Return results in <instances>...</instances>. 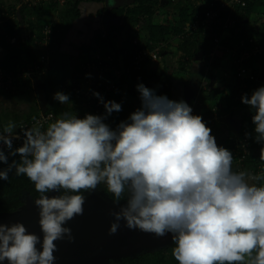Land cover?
Returning a JSON list of instances; mask_svg holds the SVG:
<instances>
[{
  "label": "clouds",
  "instance_id": "9594fccd",
  "mask_svg": "<svg viewBox=\"0 0 264 264\" xmlns=\"http://www.w3.org/2000/svg\"><path fill=\"white\" fill-rule=\"evenodd\" d=\"M90 78V74H86ZM141 105L115 129L104 121L122 106L93 95L103 115L83 118L63 113L46 130L21 129L15 124L0 132V180L9 174L26 176L40 197L41 237L23 223L0 224V264H54V241L73 240L64 225L84 212L85 193L106 185L114 203L115 234L120 221L129 230L163 237L171 234L172 255L178 264H264V183L247 171H233V153L219 146L202 116L194 115L183 99L157 95L137 83ZM53 99L70 103L69 95ZM249 108L252 133L264 161V85L240 97ZM245 147V145H242ZM19 156L9 163V157ZM59 192L58 196L47 193ZM39 245V248L37 247Z\"/></svg>",
  "mask_w": 264,
  "mask_h": 264
},
{
  "label": "crops",
  "instance_id": "0c3cea01",
  "mask_svg": "<svg viewBox=\"0 0 264 264\" xmlns=\"http://www.w3.org/2000/svg\"><path fill=\"white\" fill-rule=\"evenodd\" d=\"M105 1L106 0H104V3ZM115 1L118 2L119 0ZM115 1L113 3H116ZM124 1H126V5L133 2V0ZM6 2L7 0H0V4H2L1 7H5L4 4H6ZM10 4H13V2H10ZM90 4L97 3L83 2L79 4L78 9L80 15L78 18L81 17L82 12L84 11L88 16H90L88 19H99L101 17L100 13L102 9L99 10V12H93V7L91 8L88 6ZM173 4L171 6L164 7L163 10L160 11L154 18L156 26L167 27L170 31L163 39L165 46L161 50V58L159 61L149 63L144 68L148 77L152 78L151 82L144 85L148 88L156 89L157 95H166L169 99L174 101L183 99L187 102L186 98H189L190 103L193 99H195L197 94L198 96H200V93H202V95H210V98L205 101L206 103L204 106L207 108L213 106L219 111H222L225 107H227L226 97L228 93H230L235 86V78L233 74L234 69L231 60L227 54H224V52H218L212 60V65L208 66V60L203 58L204 47L201 46L202 51H199L195 55V59L192 62L187 63L185 72L181 71L179 67L177 68L176 65L178 64L177 61L180 55L178 49L183 42V39L179 38L181 33V22L173 19L171 17L172 15H168L169 12L167 9H174L178 7L183 8L185 6L192 7V3H190V1L187 2V0H174ZM112 5L115 6V4ZM114 6L112 7V10L115 9ZM106 9L107 7L105 6L104 11ZM11 13L12 12H9L5 15V18L0 19V21L5 20ZM254 14L255 24H261L264 21V7L262 5H258L255 8ZM54 15L58 16V22L56 21L55 23V45L50 47L49 52L46 53V51H43L41 46L36 45L35 39H31L34 43L35 49L43 54L46 53L47 55L48 66L46 71L38 76H35L33 79H30V86L21 89L23 92L22 95L11 96L0 88V128H5L9 122L14 123L16 126L19 122H23L28 118L42 113L43 110L45 112L52 113L56 116L57 120L62 118L63 113H68L69 115L71 113H78V117L83 118L85 114H89V111L85 107L86 97L82 94L75 95L74 92L73 95L72 91L75 86L79 84L81 86V91L97 92V90L104 83L113 79L115 84L116 82L119 83L118 88H120L121 91V97H114V100L122 106V110L117 112V119H115V114H111L108 117L113 121V126H115L113 129H115L121 121L126 120L127 117L141 105L139 93L136 90L132 93L128 92L129 90L127 91L128 88H132V86L137 83L135 80V73L130 70L128 71L132 51L129 45L127 50L126 47H124L135 36L134 31L131 27L129 28L125 25V29H123L121 35L115 39V49L117 50L124 47L125 51L122 54H119L115 63L113 60L111 64H105V66H108V69L85 72L79 67L81 63H85L82 62L83 59L80 57V52L82 51L81 47L89 46V44L91 45V40L93 39L96 31L93 33L92 30L89 29L91 22L84 23L82 27L76 25L75 21L78 18L73 21L74 23L72 22L70 25L63 26L61 25L63 23L61 12H56ZM117 21L119 20L117 19ZM109 23L110 22L108 21L106 26L102 25L105 28H101L105 30L108 29L110 26ZM111 24L114 25L113 21ZM10 30L11 28L5 31V33L0 30V51L4 46L6 37L8 38V35H10ZM127 32L129 34L125 36ZM91 33H93L92 36H90ZM235 33L238 37L253 36V30L251 27L238 28ZM140 34H142L140 36L141 42L143 43L146 40L145 34L141 31ZM17 37L21 38L23 41L30 40L28 39L30 37L29 34L24 32V30L19 32ZM10 38L11 43H13L16 39L12 36H10ZM38 38L39 37L37 35V39ZM97 55H99L98 51H96V53L92 56V59L97 57ZM260 60L254 64V69L259 72L257 78L259 79L258 81H260V85H257L256 88L264 85V64L263 60ZM181 61L182 59H180V62ZM86 74H90V78L86 76ZM3 77L5 76H0V78ZM84 81H88V84L85 85ZM23 82L25 83L26 80ZM34 83H40L39 95L46 103H40ZM71 87L72 89H70ZM93 87L94 90L92 89ZM58 91L68 94L70 103L62 105L58 101L54 100L53 95ZM109 98L107 101H109ZM244 115H251L248 107L234 109L231 114L228 112L226 115H222L219 123L217 122V124L210 127L212 129V135L215 136L219 146H223L225 148L227 147L230 133H236L238 131L242 125ZM254 155L256 158L260 157L257 150L254 152Z\"/></svg>",
  "mask_w": 264,
  "mask_h": 264
},
{
  "label": "trees",
  "instance_id": "16d2710c",
  "mask_svg": "<svg viewBox=\"0 0 264 264\" xmlns=\"http://www.w3.org/2000/svg\"><path fill=\"white\" fill-rule=\"evenodd\" d=\"M173 1L174 0H166V1L133 0V2L129 5L111 10L110 12L112 15L113 14L119 15L125 18V20H123L124 25L119 26L110 23L108 29L106 30L102 28L98 29L95 32L93 39L91 40V45L89 44V46L81 47L82 51L80 52L81 53L80 57L83 59L82 62L90 63V61H93L96 57L92 59V56L96 53V51H98L99 55H97V58L102 61H104V59H106L110 54L113 53L114 54L113 60L115 63L116 60L118 59L119 54H122L125 51L124 47H126L127 50L128 45L130 46L131 44V41H129L128 44L123 48L117 50L115 49L116 48L115 39H117L121 35V32L123 31L125 25L129 28L131 27L132 29L133 27L137 26L139 28V31L145 34L146 40L143 43L141 42L144 48L147 49L152 48L153 46L150 43L155 45L163 41L165 35H168L170 29L167 27L156 26L154 23V18L157 16V14L160 11L163 10L164 7L171 6L173 4ZM15 2L18 3L19 0H15ZM83 2H94L97 4H103L104 0H68L63 12H61V18L62 21L64 22L63 26L70 25L74 20H76L79 17L80 12L78 6L80 3ZM45 4L47 3L41 4L38 7L30 10L31 12L30 17L26 15L25 6L20 9L19 14L21 17V21L17 22L14 28H11L10 35H8V38L6 37L4 46L0 51V76L1 75L8 76L9 73L16 72V69L19 67L20 62H22L25 59L38 60V58L40 57L41 52L35 49L34 43L31 39L27 41H23L21 40V38H18L17 35H19V32H21L22 30L32 35L36 33V30L40 31L42 24H45L51 19L53 15L52 8L55 7L54 5L47 6ZM1 5L2 4H0V19H4L5 15H1L2 13H4V10L1 8ZM258 5H262L264 7V0H260V1L246 0L245 7H234L232 10H226V11L223 10L220 18L225 19L229 16L235 23L233 29L251 27L253 30V36L250 37H252L253 40L257 42L259 45L264 47V21L259 25H256L254 21L255 18L254 11ZM101 11H104V9H102ZM200 11L201 10H198L197 7H195L194 9L193 7H189V6L187 7L185 6L183 8H174V11L171 13L172 15L171 17L173 19L179 20L181 22L180 25H182L184 22L189 21L194 14H198V12ZM118 20L120 21V19ZM215 33L217 35H220V33L217 32H214L213 35H216ZM128 34L129 33L127 32L125 36ZM140 35L142 34H139V40L141 41ZM10 36L16 38L13 43L10 42L11 39ZM247 39H249V37L233 36L232 39H230L228 42L231 44L232 43L238 44L240 41H246ZM212 41L213 39H210L207 42L201 43L196 40L195 41L190 39L183 40V42L181 43L178 49L180 55L176 67L177 68L179 67L181 71L185 72L187 63L192 62L195 59V55L199 51H202L201 46L204 47L203 58L208 60ZM142 44H140V46H142ZM227 46L229 47V44H227ZM186 58L188 59L187 63L185 62ZM180 59H182L181 62ZM262 60L264 64V56L261 58V61ZM140 75L143 77V78L141 77L143 80L137 83L142 82L143 84H146L152 81V78L148 77V75L145 73V70ZM263 75H264V70H263ZM258 80L259 79L257 78L254 81H246L245 82L246 86L243 94L244 93L251 94V92L256 89L257 85H260V81ZM136 84L132 86V88H128L127 91L129 90L128 92L130 93L135 91ZM118 85H119L118 82L114 84L115 90L112 94H110L109 100L115 101L114 97L117 98L121 97V93H120L121 91L120 88H118ZM29 86H30L29 80H27L24 83L22 80L17 79L15 82V90L8 91L5 93L10 94L11 96L22 95L23 92L21 91V89ZM72 87L70 89H72ZM92 89L94 90V87ZM239 91H240V84L235 79V86L230 91V93H228L226 97L227 107H225L222 111L219 110L217 111V117L219 121L222 115L224 116L228 112L231 114V112L234 109L247 108V106L243 105L240 101L241 95H239ZM209 98L210 95H202V93H200V96H198V100L202 104L201 109L204 108L205 110V112L203 113V120L206 122V126L212 127L213 124H210L208 122V120H210L212 117L211 111L209 110V108L211 107L206 108L204 106V104L206 103L205 101H207ZM104 113H105V109L103 107L101 115H103ZM112 114H115L116 115L115 119H117V112H113ZM242 120H243L242 125L238 129V131L236 133H230L229 135L227 147H226L229 150H231L233 144L237 140L246 138L245 137L246 132L252 133L253 136L255 135V133L253 132L254 125L251 122V115L249 116L244 115ZM104 122L108 124L111 128L115 127L113 126L114 125L113 121L110 120V118H107ZM4 129L5 128H0L1 131H3ZM246 139H248L251 154H249L248 158L245 161V164L248 166H252L255 165L258 161H262L260 157L256 158L254 155V152L257 150L260 156L261 145L255 143L252 138H246ZM13 159L19 160V156L18 155L15 157L10 156L9 163H11ZM262 162L264 163V161ZM4 167H6V165L0 163V169H3ZM233 171L236 170L233 168ZM262 181L263 180L261 179L260 183L264 182ZM97 190L103 191L109 197V199L112 200L111 194L107 193L106 185L100 184ZM25 195H28L32 198H37L40 197L41 194L36 192L33 183L26 176H15L13 173H10L8 181L0 180V212L9 213L18 210L23 205L22 198ZM173 247L174 244L169 246L164 251L157 250L152 253H142L141 255H138L135 258H123L120 261L111 262V264H178V262L174 259L172 255Z\"/></svg>",
  "mask_w": 264,
  "mask_h": 264
},
{
  "label": "built area",
  "instance_id": "2783aa9c",
  "mask_svg": "<svg viewBox=\"0 0 264 264\" xmlns=\"http://www.w3.org/2000/svg\"><path fill=\"white\" fill-rule=\"evenodd\" d=\"M187 1L192 3L194 9L197 7L198 10L201 11L198 12V14H194L189 21L184 22L181 25L179 38L183 40H196L203 43L213 39L211 42V50L209 52L208 66L212 65V60L218 52H224V54H227L233 65L234 78L241 87L239 95H242L246 86L245 82L254 81L258 77L259 72L254 69V64L264 56V47L255 42L252 37H249L246 41H240L238 44L229 43L228 41L232 39L233 36L238 37L235 33L238 28L233 29L235 23L229 16L225 19H221L220 17L223 10H232L234 7H245L246 0ZM67 2L68 0H20L19 3H24L30 7L36 8L44 3H47L45 4L47 6L54 5V7L66 6ZM22 5L23 4L20 6ZM54 13H56V11L53 12L52 17L48 22L42 24L38 39L36 33L32 35L29 34L30 37L28 38L35 39L37 44L42 45L45 48L44 51H46V53L49 52L51 46L55 45V23L57 16H55ZM132 30L134 31L135 36L131 39V44L129 46L132 51V57L128 65V71H133L135 73V80L140 82L142 80L140 74L143 72L146 65L159 61L160 53L164 48L165 43L163 41L155 45L150 43L153 46L152 48H144L139 40V28L135 26ZM214 32L220 33V35H217L216 33V35H213ZM140 44H142V46H140ZM227 44H229V47ZM46 53H42L38 60L32 59L20 62L16 72L9 73L8 76L0 78V88L6 92L14 91L17 79L27 81L45 72L48 66ZM113 57V53L104 59V61L96 57L93 61H90V63H81L79 67L85 72L108 69V66H105V64H111ZM185 62H188L187 58L185 59ZM84 84H88V81H84ZM114 84L115 82L113 79L107 81L97 90V93L107 101L110 94L115 90ZM73 92L75 95L82 94L86 97L85 107L89 111V114L101 115L103 104L93 95L92 91H81V86L77 84L73 89ZM189 104L193 109V114L200 115L203 118L205 110L203 107V109H201L202 104L198 100V94ZM209 110L211 111L212 117L208 122L213 125L217 124L219 121L217 117L218 109L212 106ZM54 121H56V116L50 112H45L28 118L23 122H19L15 126V133L19 135L20 138L13 140V148L22 146L23 135L21 129L39 127L43 131ZM0 132L2 131L0 130ZM242 145H245V147ZM230 151L233 153L232 167L236 171H247L252 174H259L264 181V163L262 161H258L252 166L245 164L246 159L249 154H251L248 139L237 140Z\"/></svg>",
  "mask_w": 264,
  "mask_h": 264
},
{
  "label": "water",
  "instance_id": "95a60500",
  "mask_svg": "<svg viewBox=\"0 0 264 264\" xmlns=\"http://www.w3.org/2000/svg\"><path fill=\"white\" fill-rule=\"evenodd\" d=\"M34 84L37 95L40 97V83ZM39 99L41 100V98ZM186 101L189 104V98H186ZM47 195L51 197L60 194L53 191ZM85 196L83 214L74 217L64 225L71 229L73 240L69 242L65 238L54 241L57 246V250L53 253L56 258L54 264H110L123 258H135L154 248L173 244L171 243V234L156 237L151 233L129 230L124 226L122 220L118 231L109 235L110 224L114 222L111 212L118 211L125 201L114 203L100 190H94L90 194L85 193ZM23 198V205L18 210L9 213L0 212V224L10 226L16 222L23 223L29 233L36 234L42 239L38 222L39 209L34 204V200L39 197L32 198L25 195ZM37 247L39 248V245ZM3 264H7V261H4Z\"/></svg>",
  "mask_w": 264,
  "mask_h": 264
},
{
  "label": "rangeland",
  "instance_id": "374dc122",
  "mask_svg": "<svg viewBox=\"0 0 264 264\" xmlns=\"http://www.w3.org/2000/svg\"><path fill=\"white\" fill-rule=\"evenodd\" d=\"M25 1V0H24ZM115 0H106L105 1V3L104 4H90V5H88L89 7H93L92 8V11L93 12H99V10H101V9H105V6L107 7V9L105 10V11H101V13H100V18H104V19H98V18H91V19H88L90 16H88L86 13H85V11L84 12H82V14H81V17L80 18H78L75 22H76V25H78L79 27H82L83 25H84V23H86V22H91L90 23V25H89V29H91L92 30V32L94 33L95 31H97L99 28H101V27H103L102 25H107V22L109 21L110 23L113 21V23L114 24H116V25H119V26H121V25H124L123 24V20H125V18L124 17H122V16H119V15H112L111 14V10H112V7L114 6V5H112V4H115V6H114V8H119V7H124L126 4H125V2L126 1H124V0H119L118 2L117 1H115L116 3H113ZM10 2H13V4H10ZM15 2V0H7V2H6V4H4L5 5V7H1L3 10H4V13H2L1 15H7L9 12H12L11 14H10V16H8L5 20H2V21H0V30L2 31V32H4L5 33V31H7L9 28H14V26L17 24V22H20L21 21V17H20V14H19V11H20V9L21 8H23L24 6L26 7V15L28 16V17H30L31 16V12H30V10H32V9H34L35 7H30V6H28V5H26V4H24V3H19L20 2V0H19V2L18 3H14ZM21 4H23L22 6H20ZM35 5V4H34ZM103 5V6H102ZM180 6H182V5H180ZM64 8H65V6H57V7H55V8H53L52 9V13L53 12H58V13H60V12H63V10H64ZM179 8V7H178ZM167 11L169 12L168 13V15H171V13L174 11V9L173 8H169V9H167ZM88 16V17H87ZM107 16V17H106ZM58 17V16H57ZM98 17V16H97ZM88 19V20H87ZM117 19H120V21H117ZM92 20V21H91ZM57 22H58V19L56 20ZM64 23V22H63ZM63 23L61 24V25H63ZM74 23V22H73ZM103 23V24H102ZM109 23V24H110ZM103 28H105V27H103ZM124 29H125V26H124ZM25 32V31H24ZM93 33H91L90 34V36H92L93 35ZM40 34V31H38V30H36V35H39ZM3 35V34H2ZM4 36V35H3ZM90 38V37H89ZM35 43H36V41H35ZM36 45H38V46H41V48L43 49V51H44V47L42 46V45H39V44H37L36 43ZM3 46V45H2ZM41 54H42V52H41ZM23 61H29V60H23ZM41 77V76H40ZM38 98H41V97H38ZM39 101H40V103L41 102H43V103H46L45 102V100L44 99H42L41 98V100L39 99ZM44 111V110H43ZM70 115H76L77 117L79 116L78 115V113H74V114H70ZM79 118V117H78ZM106 190H107V188H106ZM171 243H173V241H171ZM173 245V244H172ZM169 246H163V247H160V248H154V249H152V250H150V251H148V253H152V252H154V251H157V250H162V251H164V250H166L167 248H168ZM145 253V252H144ZM111 264V263H110Z\"/></svg>",
  "mask_w": 264,
  "mask_h": 264
},
{
  "label": "flooded vegetation",
  "instance_id": "af4514ba",
  "mask_svg": "<svg viewBox=\"0 0 264 264\" xmlns=\"http://www.w3.org/2000/svg\"><path fill=\"white\" fill-rule=\"evenodd\" d=\"M28 197H30V196H28ZM24 199V198H23Z\"/></svg>",
  "mask_w": 264,
  "mask_h": 264
}]
</instances>
